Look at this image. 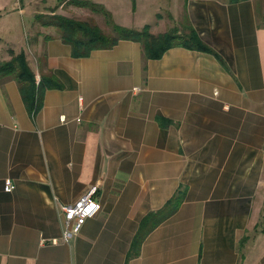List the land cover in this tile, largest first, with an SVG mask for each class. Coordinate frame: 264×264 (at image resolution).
<instances>
[{"label":"crops","instance_id":"1","mask_svg":"<svg viewBox=\"0 0 264 264\" xmlns=\"http://www.w3.org/2000/svg\"><path fill=\"white\" fill-rule=\"evenodd\" d=\"M31 2L0 0V45L50 77L34 115L17 83L0 79V264H264V22L254 0H169L170 23L157 13L149 31L192 28L213 52L177 45L158 59L132 40L73 57L53 27L35 28L42 10ZM95 183L99 211L64 239L60 207ZM177 190L170 216L144 220Z\"/></svg>","mask_w":264,"mask_h":264},{"label":"trees","instance_id":"2","mask_svg":"<svg viewBox=\"0 0 264 264\" xmlns=\"http://www.w3.org/2000/svg\"><path fill=\"white\" fill-rule=\"evenodd\" d=\"M60 1L58 0V2ZM227 1L237 2L240 0ZM75 3L79 6H84V2L75 1ZM35 20L41 26L53 27L61 41L70 46L73 57H87L94 49H109L119 40L139 42L147 59H158L165 50L177 45L213 52L211 48L201 41L192 28L185 35H180L176 29L152 34L148 25H144L141 29H128L112 23L114 35H110L104 32L96 23L74 19L62 14L38 13L35 15ZM178 37H183V39L178 41ZM9 53L10 57L8 59H0V79L11 78L17 83L25 108L34 115L41 107L44 92L49 86L50 77L48 75H37L31 68L23 50L14 53L10 49ZM182 198L183 193L177 190L163 207L152 214H148L144 220L148 221L153 218L154 225H156L177 209ZM143 238V233L136 234L129 250V256L138 254Z\"/></svg>","mask_w":264,"mask_h":264},{"label":"rangeland","instance_id":"3","mask_svg":"<svg viewBox=\"0 0 264 264\" xmlns=\"http://www.w3.org/2000/svg\"><path fill=\"white\" fill-rule=\"evenodd\" d=\"M17 1V0H15ZM79 3L84 2V6H79ZM169 0H32L30 7L39 8L42 13L62 14L78 20H87L96 23L104 32L114 35L112 31V23L128 29H141L144 25L158 22L157 13H159L164 21L168 20V12L163 6ZM185 0H175L176 3H181ZM256 17L259 22H264V0H254ZM16 5V3L14 4ZM107 13V16H106ZM18 19V15H13ZM163 21H159L158 30H166L168 27L162 26ZM40 24V23H39ZM23 22L20 21L18 28H15V39L23 35ZM41 25V24H40ZM35 27L40 31L48 29L49 27L41 26ZM176 27V26H174ZM178 28V27H177ZM174 29V28H171ZM170 30V29H169ZM168 30V31H169ZM117 33V32H115ZM179 32L180 35L188 34ZM183 37H178L177 40L181 41ZM10 47L7 44L0 45V59L10 56Z\"/></svg>","mask_w":264,"mask_h":264},{"label":"built area","instance_id":"4","mask_svg":"<svg viewBox=\"0 0 264 264\" xmlns=\"http://www.w3.org/2000/svg\"><path fill=\"white\" fill-rule=\"evenodd\" d=\"M14 189V184L10 179H6L4 190L10 192ZM98 189L97 183L90 185L78 199L60 207L63 217V238L68 235H76L82 224L88 218L93 217L100 209V203L96 197Z\"/></svg>","mask_w":264,"mask_h":264}]
</instances>
